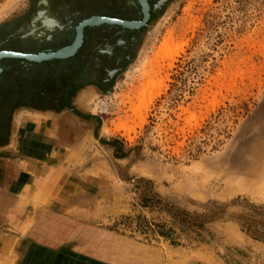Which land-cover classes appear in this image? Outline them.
Here are the masks:
<instances>
[{
  "label": "rangeland",
  "instance_id": "1",
  "mask_svg": "<svg viewBox=\"0 0 264 264\" xmlns=\"http://www.w3.org/2000/svg\"><path fill=\"white\" fill-rule=\"evenodd\" d=\"M32 2L0 0V24ZM67 109L82 115L65 121L61 153L89 182L65 204L23 210L34 239L68 244L97 264L212 255L264 264V0H170L110 86L83 87L58 112ZM101 139L132 151L118 158ZM141 178L166 206L143 205ZM171 208L203 225L174 222ZM159 222L175 229L171 238Z\"/></svg>",
  "mask_w": 264,
  "mask_h": 264
},
{
  "label": "flooded vegetation",
  "instance_id": "2",
  "mask_svg": "<svg viewBox=\"0 0 264 264\" xmlns=\"http://www.w3.org/2000/svg\"><path fill=\"white\" fill-rule=\"evenodd\" d=\"M169 1L148 0L149 20L134 29L103 19L143 20L141 0H33L27 11L1 23L0 140L18 109L60 111L83 87L106 90ZM93 19L103 21L89 23Z\"/></svg>",
  "mask_w": 264,
  "mask_h": 264
},
{
  "label": "crops",
  "instance_id": "3",
  "mask_svg": "<svg viewBox=\"0 0 264 264\" xmlns=\"http://www.w3.org/2000/svg\"><path fill=\"white\" fill-rule=\"evenodd\" d=\"M76 119L81 117L69 109L22 108L13 113L11 129L0 140V264H97L68 244L34 239L28 231L33 218L21 216L36 203L60 206L85 192L89 180L71 172L61 153L67 148L62 144L68 132L65 121ZM184 264L227 263L212 255Z\"/></svg>",
  "mask_w": 264,
  "mask_h": 264
},
{
  "label": "trees",
  "instance_id": "4",
  "mask_svg": "<svg viewBox=\"0 0 264 264\" xmlns=\"http://www.w3.org/2000/svg\"><path fill=\"white\" fill-rule=\"evenodd\" d=\"M73 112L76 113L77 115L78 114L82 115L76 110H73ZM101 141L107 143L108 145H110L112 147H115V149L117 150L116 151L117 152L116 157H118V158L127 157L132 151V149H128L126 151L122 150L123 145L117 139H112V140H108V141H104L101 139ZM136 148H138V147H136ZM120 152H122V153H120ZM139 182L143 183L144 193L142 196V202H143V205L145 207L154 208L158 204L161 206H166L162 202L161 198H159L156 194L149 193V191H150L149 189H151L150 187L153 185V181H151L149 179L141 178V179H139ZM171 210H172V214L174 217V222H176V221L186 222L187 221L191 224L203 225V222L198 221L196 217L194 218L193 216H191V214H189L187 212L181 211L179 209H174V208H171ZM247 222H248V220H247ZM155 226L159 228L158 232L161 236L171 238L173 233H175V229H173V227H168V229H166L168 226L166 223H163V222L155 223Z\"/></svg>",
  "mask_w": 264,
  "mask_h": 264
},
{
  "label": "water",
  "instance_id": "5",
  "mask_svg": "<svg viewBox=\"0 0 264 264\" xmlns=\"http://www.w3.org/2000/svg\"><path fill=\"white\" fill-rule=\"evenodd\" d=\"M141 2L143 3L144 5V18L143 20H138V21H123V20H115V19H110V18H105L103 19L104 21H108V22H118L120 24H122L123 26L125 27H128V28H139L143 25H146L147 24V21L149 20V17H150V6H149V2L148 0H141ZM103 20H99V19H93L92 21H90L89 23H97V22H100V21H103ZM4 54L6 55H21V54H13V53H5ZM22 56H26L27 58H30V59H33L35 61H40L42 60L43 58H46L48 56H29V55H22ZM52 56H61V54H54ZM2 66L0 65V70H1Z\"/></svg>",
  "mask_w": 264,
  "mask_h": 264
},
{
  "label": "bare ground",
  "instance_id": "6",
  "mask_svg": "<svg viewBox=\"0 0 264 264\" xmlns=\"http://www.w3.org/2000/svg\"><path fill=\"white\" fill-rule=\"evenodd\" d=\"M169 41H166L163 45V52H166V55L172 56V50L171 47H169ZM154 85V87L156 86V84L153 82L152 83ZM139 93L143 95V97L146 98V100H144V102L146 103V106L150 105V103L152 102L153 98L152 96H150V92L146 90V88L143 87V89L139 90Z\"/></svg>",
  "mask_w": 264,
  "mask_h": 264
}]
</instances>
